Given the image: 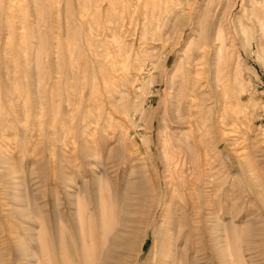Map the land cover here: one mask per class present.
<instances>
[{
	"label": "rangeland",
	"instance_id": "rangeland-1",
	"mask_svg": "<svg viewBox=\"0 0 264 264\" xmlns=\"http://www.w3.org/2000/svg\"><path fill=\"white\" fill-rule=\"evenodd\" d=\"M248 2L0 0V264H264Z\"/></svg>",
	"mask_w": 264,
	"mask_h": 264
},
{
	"label": "bare ground",
	"instance_id": "bare-ground-1",
	"mask_svg": "<svg viewBox=\"0 0 264 264\" xmlns=\"http://www.w3.org/2000/svg\"><path fill=\"white\" fill-rule=\"evenodd\" d=\"M257 4H260L261 5V8H259L258 7V5ZM248 6H249V8L247 9V10H244V12H247L248 10H250V13H251V17H248L249 19H251V20H254V19H256V20H254L253 22L255 23V26L256 27H258L259 28V30L261 31V32H263L264 31V0H249V2H248ZM261 13H260V12ZM247 15H249V13L247 12L246 13V16ZM178 18V17H177ZM254 18V19H253ZM241 25V24H240ZM248 30V29H247ZM215 40H219V38L217 37V38H215ZM201 45L202 46H200V47H202V48H204V47H207V46H209V43L207 42V41H205V38H202V43H201ZM191 56H193L192 54H189L187 57H188V59H186V61H185V66L182 68V69H180L179 70V68H178V71L175 73V78H177V80L176 81H180V85L181 86H183L184 87V89L186 88V87H189V88H192L191 90L193 91V89H195V82H196V80H197V77L196 76H194V74H191V73H193L194 72V70L193 69H191L190 67H189V65H190V57ZM177 70V69H176ZM149 83H151V82H149ZM170 83H171V85H173L174 83H175V81L173 82L172 81V79H171V81H170ZM180 86V87H181ZM183 87H182V89H183ZM181 90V89H180ZM180 90H178V92L180 91ZM187 90H188V88H187ZM195 91V90H194ZM182 92V91H181ZM188 93H190V91L188 92ZM187 93V94H188ZM178 94H180V92L178 93ZM185 94V93H184ZM192 94H194V93H192ZM186 95V94H185ZM189 95V94H188ZM188 95H186L187 97H188ZM190 96H192V95H190ZM178 99V98H177ZM181 103V98H179V100H178V104H180ZM176 105H177V103H176ZM175 115H177V114H175ZM171 116H173L172 114H171ZM178 116V115H177ZM176 116V117H177ZM178 118V117H177ZM182 232H183V230H182ZM182 235V234H181ZM181 235H180V237H181ZM182 238V237H181ZM181 238H180V240H181ZM111 240V239H110ZM34 242V241H33ZM189 244V243H188ZM178 246V245H177ZM20 247V246H19ZM19 247H18V249H19ZM176 247V246H175ZM108 249V248H107ZM20 254L23 256V258H25L24 260H25V263L23 262V263H21V264H28V262H26V260L28 261L29 260V258L32 256L31 255V252L29 251V249H27V248H25V247H20ZM165 251H166V249H165ZM175 252V251H174ZM178 252H180V251H178ZM182 252V251H181ZM174 254V253H173ZM173 254L171 253H168V252H159L158 254H157V257H156V259H155V261L153 262V264H180L179 263V258H178V253H177V251L175 252V256L174 257H172L173 256ZM20 256V255H19ZM21 256V257H22ZM114 256V255H113ZM116 256V255H115ZM182 258V257H181ZM195 259V258H194ZM71 260V259H70ZM47 261V260H46ZM180 261H182V260H180ZM52 261H50L49 262V264L51 263ZM41 263H43V262H41ZM48 263V262H47ZM114 263V262H113ZM30 264V263H29ZM38 264H39V262H38ZM72 264H75L74 262L72 263ZM195 264V263H194Z\"/></svg>",
	"mask_w": 264,
	"mask_h": 264
}]
</instances>
